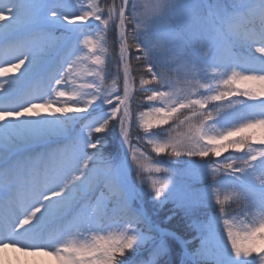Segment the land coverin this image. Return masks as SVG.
Returning a JSON list of instances; mask_svg holds the SVG:
<instances>
[{"label": "snow or ice", "instance_id": "obj_1", "mask_svg": "<svg viewBox=\"0 0 264 264\" xmlns=\"http://www.w3.org/2000/svg\"><path fill=\"white\" fill-rule=\"evenodd\" d=\"M6 249L264 264V0H0Z\"/></svg>", "mask_w": 264, "mask_h": 264}, {"label": "rangeland", "instance_id": "obj_2", "mask_svg": "<svg viewBox=\"0 0 264 264\" xmlns=\"http://www.w3.org/2000/svg\"><path fill=\"white\" fill-rule=\"evenodd\" d=\"M33 259L36 258L30 257L25 253L15 251L13 249H6L3 252H0V264H25L26 261H31Z\"/></svg>", "mask_w": 264, "mask_h": 264}, {"label": "trees", "instance_id": "obj_3", "mask_svg": "<svg viewBox=\"0 0 264 264\" xmlns=\"http://www.w3.org/2000/svg\"><path fill=\"white\" fill-rule=\"evenodd\" d=\"M235 207H236V206L233 205V208H235ZM168 227H170V228H175V227H176L175 222L170 223V224L168 225ZM179 259H180V256L177 255V264H179Z\"/></svg>", "mask_w": 264, "mask_h": 264}, {"label": "bare ground", "instance_id": "obj_4", "mask_svg": "<svg viewBox=\"0 0 264 264\" xmlns=\"http://www.w3.org/2000/svg\"><path fill=\"white\" fill-rule=\"evenodd\" d=\"M7 250H10V249H7ZM16 251V250H15Z\"/></svg>", "mask_w": 264, "mask_h": 264}]
</instances>
